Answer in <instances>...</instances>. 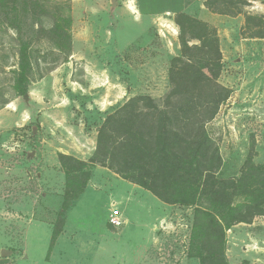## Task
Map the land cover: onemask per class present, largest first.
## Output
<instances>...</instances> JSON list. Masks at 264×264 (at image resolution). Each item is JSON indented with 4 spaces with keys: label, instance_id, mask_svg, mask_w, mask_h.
I'll return each instance as SVG.
<instances>
[{
    "label": "rangeland",
    "instance_id": "rangeland-1",
    "mask_svg": "<svg viewBox=\"0 0 264 264\" xmlns=\"http://www.w3.org/2000/svg\"><path fill=\"white\" fill-rule=\"evenodd\" d=\"M205 2L0 0V264H200L208 219L89 160L109 114L130 98L168 93L183 13L217 30L218 82L232 91L205 126L222 159L217 178H239L250 153L264 164V39L242 35L246 15L264 16V0L231 15ZM22 47L37 64L19 97L12 71ZM59 154L87 164L77 197L81 180L66 176ZM222 248L228 264H264V215L225 231Z\"/></svg>",
    "mask_w": 264,
    "mask_h": 264
},
{
    "label": "trees",
    "instance_id": "trees-1",
    "mask_svg": "<svg viewBox=\"0 0 264 264\" xmlns=\"http://www.w3.org/2000/svg\"><path fill=\"white\" fill-rule=\"evenodd\" d=\"M217 3L227 5L229 12L214 8ZM204 6L216 14L231 15L232 11L241 14L239 7L248 3L206 0ZM175 24L180 55L170 63L168 93L160 102L149 96L130 98L109 114L97 132L89 162L164 204L195 207L196 215L209 221V247L219 246L216 255L205 244L198 256L200 264H228L222 248L225 231L264 215V164H254L250 153L239 178H217L222 159L205 126L232 93L218 82L223 57L217 30L183 13L177 14ZM242 35L264 39V16L246 15ZM36 62L35 58L31 62L26 47L19 49L17 69L12 71L17 96L28 93ZM59 161L67 177L81 180L73 194L77 197L90 179L87 164L62 154ZM237 198L242 201L235 203Z\"/></svg>",
    "mask_w": 264,
    "mask_h": 264
},
{
    "label": "crops",
    "instance_id": "crops-1",
    "mask_svg": "<svg viewBox=\"0 0 264 264\" xmlns=\"http://www.w3.org/2000/svg\"><path fill=\"white\" fill-rule=\"evenodd\" d=\"M115 176H117V178H119L121 181H123L124 183H127L133 190H144V189H142V188H140L139 186H137V185H134V184H132V183H129V182H127V181H125V180H123V179H121L118 175H116L115 174ZM146 191V190H145ZM148 192V191H147ZM150 193V192H149ZM162 204V203H161ZM164 205V204H163ZM163 209H164V207H163Z\"/></svg>",
    "mask_w": 264,
    "mask_h": 264
},
{
    "label": "built area",
    "instance_id": "built-area-1",
    "mask_svg": "<svg viewBox=\"0 0 264 264\" xmlns=\"http://www.w3.org/2000/svg\"><path fill=\"white\" fill-rule=\"evenodd\" d=\"M111 224L115 227H118L120 225V222L118 220H111Z\"/></svg>",
    "mask_w": 264,
    "mask_h": 264
},
{
    "label": "bare ground",
    "instance_id": "bare-ground-1",
    "mask_svg": "<svg viewBox=\"0 0 264 264\" xmlns=\"http://www.w3.org/2000/svg\"><path fill=\"white\" fill-rule=\"evenodd\" d=\"M135 14V12H133Z\"/></svg>",
    "mask_w": 264,
    "mask_h": 264
},
{
    "label": "clouds",
    "instance_id": "clouds-1",
    "mask_svg": "<svg viewBox=\"0 0 264 264\" xmlns=\"http://www.w3.org/2000/svg\"><path fill=\"white\" fill-rule=\"evenodd\" d=\"M25 118H27V117H25Z\"/></svg>",
    "mask_w": 264,
    "mask_h": 264
}]
</instances>
